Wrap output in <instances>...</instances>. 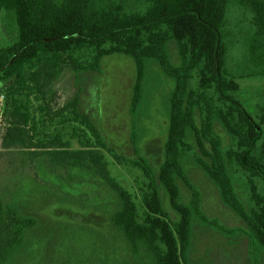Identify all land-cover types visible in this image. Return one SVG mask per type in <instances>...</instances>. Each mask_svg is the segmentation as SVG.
Instances as JSON below:
<instances>
[{
    "label": "trees",
    "instance_id": "trees-1",
    "mask_svg": "<svg viewBox=\"0 0 264 264\" xmlns=\"http://www.w3.org/2000/svg\"><path fill=\"white\" fill-rule=\"evenodd\" d=\"M135 1L136 5L129 7L128 0H19V41L1 51L0 80L8 83L21 75L24 64L37 58L44 47L64 52L73 44H90L97 47L101 58L116 54L133 58L139 92L145 59L156 60L174 81L168 102L166 153L158 173H153L144 159L125 157L112 148L98 126L78 112L76 102L56 115L63 126L71 128V138L57 150L36 153L59 165L96 171L122 201L121 209L111 217L112 225L134 252L144 245L156 264H184L190 245L193 208L199 205L182 200L176 176L186 180L181 158L191 153L217 184L224 202L264 248V103L250 113L239 100V80L264 77V67L231 63L235 45L242 48L246 40L251 60L256 61V43L264 37V0ZM234 3L240 5L241 16L248 21V31L239 32L240 37L230 19ZM170 39L178 46V65L171 62L164 48ZM216 119L230 135L228 144L215 129ZM190 129L195 145L187 140ZM26 135L24 128L13 126L6 147H23ZM103 150L120 163L141 170L143 180H136L141 207L111 176ZM232 176L245 182L249 209L240 200ZM194 197H198L197 191ZM169 205L177 212V221L171 220ZM35 225L34 217L22 216L0 196V264L7 263L23 244L26 231Z\"/></svg>",
    "mask_w": 264,
    "mask_h": 264
},
{
    "label": "rangeland",
    "instance_id": "rangeland-1",
    "mask_svg": "<svg viewBox=\"0 0 264 264\" xmlns=\"http://www.w3.org/2000/svg\"><path fill=\"white\" fill-rule=\"evenodd\" d=\"M135 5V0H128L129 7ZM231 8L230 19L240 37L239 32L248 31V21L241 16L240 5L234 3ZM256 46L258 57L253 61L247 40L242 48L235 45L231 63L263 68L264 37ZM164 48L171 62L178 65L181 57L176 41L170 39ZM239 83V100L252 113L264 103V77ZM136 85L133 58L125 54L101 58L97 47L90 44H73L64 52L44 47L37 58L24 64L21 75L8 83L0 80V196L6 206L36 219L21 247L5 264H156L144 245L134 252L131 243L112 225L111 217L121 209L122 201L96 171L59 165L47 155L36 153L57 150L61 142L71 138V128L63 126L56 115L76 102L78 112L98 126L112 148L125 157L144 159L152 172L158 173L166 153L168 102L174 81L156 60L147 58L139 92ZM214 125L228 144L231 138L220 120L216 119ZM13 126L27 132L21 148L6 147ZM187 140L195 145L191 129ZM103 152L111 176L133 194L141 207L136 181L143 177L141 170ZM181 163L186 180L176 178L182 200L199 205L193 208L191 240L183 263L264 264V248L224 202L206 169L191 153L184 154ZM232 177L240 200L249 209L245 182ZM167 209L171 220L177 221V212L170 205Z\"/></svg>",
    "mask_w": 264,
    "mask_h": 264
},
{
    "label": "crops",
    "instance_id": "crops-1",
    "mask_svg": "<svg viewBox=\"0 0 264 264\" xmlns=\"http://www.w3.org/2000/svg\"><path fill=\"white\" fill-rule=\"evenodd\" d=\"M18 6L19 0H0V55L4 48L19 41L20 33L16 13Z\"/></svg>",
    "mask_w": 264,
    "mask_h": 264
},
{
    "label": "water",
    "instance_id": "water-1",
    "mask_svg": "<svg viewBox=\"0 0 264 264\" xmlns=\"http://www.w3.org/2000/svg\"><path fill=\"white\" fill-rule=\"evenodd\" d=\"M257 130L259 131V130H260V128H259V127H257Z\"/></svg>",
    "mask_w": 264,
    "mask_h": 264
}]
</instances>
